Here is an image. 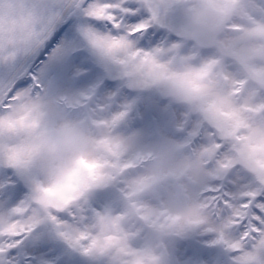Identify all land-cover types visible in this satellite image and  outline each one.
I'll return each instance as SVG.
<instances>
[{
  "label": "snow or ice",
  "instance_id": "obj_1",
  "mask_svg": "<svg viewBox=\"0 0 264 264\" xmlns=\"http://www.w3.org/2000/svg\"><path fill=\"white\" fill-rule=\"evenodd\" d=\"M79 47L195 118L131 154ZM191 232L264 264V0H0V264H180Z\"/></svg>",
  "mask_w": 264,
  "mask_h": 264
},
{
  "label": "rangeland",
  "instance_id": "obj_2",
  "mask_svg": "<svg viewBox=\"0 0 264 264\" xmlns=\"http://www.w3.org/2000/svg\"><path fill=\"white\" fill-rule=\"evenodd\" d=\"M81 19V17L78 18L74 25L75 36L70 38V42L73 44L76 43L75 37L79 36V29L84 26ZM161 23L165 29L173 28V22L168 16H165ZM77 50L86 52L98 70L95 80L88 87L100 88L105 83H110L113 87L106 89L105 93L114 98L115 107L122 109L124 106H128L127 115L121 122L118 131L130 140L131 154L170 147V142L176 141V134L181 131L176 126V120L195 118L196 113L191 112L185 105L174 100L161 89L132 84L120 74L116 66L98 58L90 49L79 47ZM71 54L75 55L76 52L73 51ZM52 79L54 80L55 77L53 76ZM177 142L187 143L185 140ZM207 236L208 234L205 233L191 232L171 242L172 248L183 256L180 264H196L195 257L188 254L189 249L210 247ZM181 244L186 247L181 249Z\"/></svg>",
  "mask_w": 264,
  "mask_h": 264
},
{
  "label": "water",
  "instance_id": "obj_3",
  "mask_svg": "<svg viewBox=\"0 0 264 264\" xmlns=\"http://www.w3.org/2000/svg\"><path fill=\"white\" fill-rule=\"evenodd\" d=\"M44 2L51 6V5H55L59 2H61V0H44ZM73 13H75V12H73ZM73 13H71L70 15H72Z\"/></svg>",
  "mask_w": 264,
  "mask_h": 264
},
{
  "label": "bare ground",
  "instance_id": "obj_4",
  "mask_svg": "<svg viewBox=\"0 0 264 264\" xmlns=\"http://www.w3.org/2000/svg\"><path fill=\"white\" fill-rule=\"evenodd\" d=\"M75 17L77 18V17H78V15H75Z\"/></svg>",
  "mask_w": 264,
  "mask_h": 264
}]
</instances>
